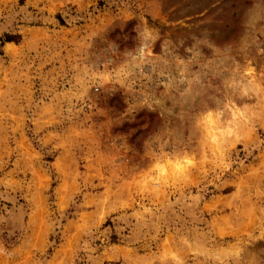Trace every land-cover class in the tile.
I'll use <instances>...</instances> for the list:
<instances>
[{
  "label": "rangeland",
  "instance_id": "374dc122",
  "mask_svg": "<svg viewBox=\"0 0 264 264\" xmlns=\"http://www.w3.org/2000/svg\"><path fill=\"white\" fill-rule=\"evenodd\" d=\"M0 264H264V0H0Z\"/></svg>",
  "mask_w": 264,
  "mask_h": 264
},
{
  "label": "trees",
  "instance_id": "16d2710c",
  "mask_svg": "<svg viewBox=\"0 0 264 264\" xmlns=\"http://www.w3.org/2000/svg\"><path fill=\"white\" fill-rule=\"evenodd\" d=\"M8 42H11L12 40L11 39H9V40H7Z\"/></svg>",
  "mask_w": 264,
  "mask_h": 264
}]
</instances>
